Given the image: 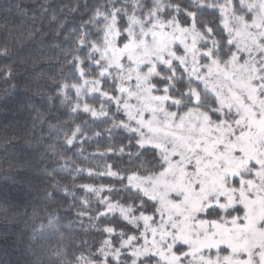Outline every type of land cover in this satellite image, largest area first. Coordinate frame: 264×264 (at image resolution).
<instances>
[{
  "label": "rangeland",
  "instance_id": "obj_1",
  "mask_svg": "<svg viewBox=\"0 0 264 264\" xmlns=\"http://www.w3.org/2000/svg\"><path fill=\"white\" fill-rule=\"evenodd\" d=\"M197 4L218 9L234 49L217 51L196 12L186 23L163 15L166 5L157 0L146 14L129 15L126 29L116 13L105 19L103 38L94 43L98 70H83L70 93L76 109L137 133L165 165L127 177L156 201L157 214H135L111 201L107 186L94 188L101 213H120L141 231L117 239L108 229L101 259L81 264H106L129 244L136 257H147L140 264H244L245 252L249 264H264V0ZM209 50L214 58L204 61L200 54ZM181 65L196 79L188 80Z\"/></svg>",
  "mask_w": 264,
  "mask_h": 264
},
{
  "label": "trees",
  "instance_id": "obj_2",
  "mask_svg": "<svg viewBox=\"0 0 264 264\" xmlns=\"http://www.w3.org/2000/svg\"><path fill=\"white\" fill-rule=\"evenodd\" d=\"M198 1L164 0L163 15L188 23L196 12L199 29L208 34L210 27L226 47L218 9ZM156 3L0 0V264L99 261L108 229L114 226L117 239L140 234L120 213L100 215L105 205L94 188L101 185L135 214H157L156 201L127 177L161 171L159 151L110 118L76 109L70 94L83 70H98L94 43L103 38L105 19L116 13L126 29L129 15H144Z\"/></svg>",
  "mask_w": 264,
  "mask_h": 264
},
{
  "label": "snow or ice",
  "instance_id": "obj_3",
  "mask_svg": "<svg viewBox=\"0 0 264 264\" xmlns=\"http://www.w3.org/2000/svg\"><path fill=\"white\" fill-rule=\"evenodd\" d=\"M201 6H203V5H201ZM185 15H188V14L185 13ZM191 15L194 18L195 13H192ZM208 31H209V34L212 35V30H211L210 27H209ZM225 37H226V39H225L226 46L229 47V48H233L234 49L235 48V45L233 44V42L230 39H227V33H225ZM80 45H81V47H83V41H80ZM217 51H219V44L217 45ZM200 57H202L204 61H210L211 59L214 58L213 57V53H212L211 50H209L207 53L201 52ZM78 59L79 58L77 57V60ZM198 62H199V58H198ZM174 63H179V61H174ZM181 70L184 73V75L187 77L188 80L191 81L193 79H196V77H189V76H187L186 66L181 65ZM201 70L202 71H206V68H203L202 67ZM172 72H173V75H175V68L172 69ZM160 79L163 80L164 77L161 76ZM161 91H167V85H165L163 87V89H161ZM184 95L185 96L189 95V92L187 91V89L185 90ZM261 95H264V93H261ZM138 147H139V145H138ZM120 178L123 179V176H121ZM238 207H241L242 208V205H239ZM104 214L105 213H101V215H104ZM113 229H114V226H113ZM112 234L113 235L115 234V230L113 231ZM105 235L107 237L108 236V233L106 232ZM222 247H227V246H222ZM130 248H131V245L130 244L129 245H125L123 248L118 249L119 255H117V256H111V255L106 256L105 257L106 264H122V261L123 260H130L132 262V264H140V261L142 259H146L147 258V257H136L133 254L132 251L128 250ZM173 251H176V249L173 248ZM216 251L219 252V247L216 249ZM228 251H231V249H228ZM176 255L178 257H180L181 260L184 259V256L180 252H176ZM242 259L244 261V264H249V261H248V253L247 252L244 253ZM217 264H219V261L217 262Z\"/></svg>",
  "mask_w": 264,
  "mask_h": 264
}]
</instances>
